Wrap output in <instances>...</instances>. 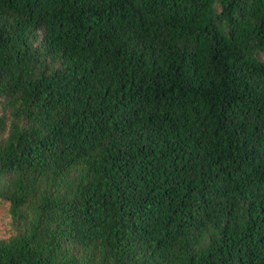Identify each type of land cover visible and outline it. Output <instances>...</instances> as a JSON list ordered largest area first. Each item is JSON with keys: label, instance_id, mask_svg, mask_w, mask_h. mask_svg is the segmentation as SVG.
<instances>
[{"label": "trees", "instance_id": "1", "mask_svg": "<svg viewBox=\"0 0 264 264\" xmlns=\"http://www.w3.org/2000/svg\"><path fill=\"white\" fill-rule=\"evenodd\" d=\"M0 264H264V0H0Z\"/></svg>", "mask_w": 264, "mask_h": 264}]
</instances>
